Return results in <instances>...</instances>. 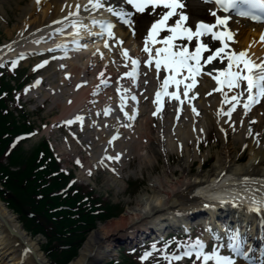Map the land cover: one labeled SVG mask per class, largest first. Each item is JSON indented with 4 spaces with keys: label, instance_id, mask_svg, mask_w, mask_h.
<instances>
[{
    "label": "bare ground",
    "instance_id": "6f19581e",
    "mask_svg": "<svg viewBox=\"0 0 264 264\" xmlns=\"http://www.w3.org/2000/svg\"><path fill=\"white\" fill-rule=\"evenodd\" d=\"M182 2L187 5L184 11L190 17L186 25L209 18L211 10L197 0ZM91 3H95V0H91ZM91 3L90 0H41L37 4L35 0H29L26 6L19 7L20 16L17 21L21 27L17 26L18 35L11 44L0 47V63L12 58H23L27 64L33 58L34 66L44 72L47 77L46 88H43L42 77L33 80L29 86L32 92L30 98H37L40 92V95L43 94L42 103L50 97V108L56 106L59 109L60 114L52 120L50 126H56L57 131L58 127L65 128L71 137L60 136L57 140L61 143L51 142V146L63 150V153L59 151L61 159H64V155L67 160L79 161L81 167L76 174L77 179L88 180L89 172H96L100 163H103L104 168L98 171L103 175L107 169L117 173L114 164L124 167L132 159H138L139 166H148L150 170L159 157L166 159V165L165 172L149 178V188L136 197L132 206L118 218L92 230L78 256L69 264H105L114 257L112 242L118 238H121V242L133 244V240H139L148 231L155 234L154 231L160 233L164 229H183L187 226L186 221L192 222L197 214L214 203L208 201L213 196L211 193H207L208 198H196L195 195L220 185H224L222 189L231 190L235 199L256 200L260 210L253 211L254 208L240 203H236L239 206L214 203L226 212H236L252 219L251 227L256 231L254 236H239L246 257L220 249L218 241L224 243L229 240V243H225L228 247L234 241L233 237H227L226 234L212 236L217 243L214 248L216 253L229 256L235 264H264V252L257 250L260 244H264V100L247 115L244 114L242 103L237 104L230 117L226 115L232 104L226 101L225 95L230 99L243 87L241 84L240 89L233 91L226 87L215 91L221 86L217 85L213 76L224 67L214 62L215 67L209 65L202 70L203 86H194L192 94H198V105L192 99H185L182 94L179 100L174 98L166 107L161 119L156 118L151 109L154 74L147 71V80L139 85L133 95L138 98L140 105L130 107V103L122 98L126 93L123 92L126 85L120 69L125 62L120 58L117 63V59L112 61L107 56L98 57L97 54L103 51H93L91 40L88 39L89 33L93 34L92 27L97 16L101 12H108L109 7H119L120 4L117 0H104L103 7L93 9ZM0 10L4 13L1 5ZM166 12L167 9L160 7L136 14L132 26L116 32V38L138 53L140 47H136V44L143 45L146 39L144 31L149 23H155ZM178 18V15L172 17L167 26H173ZM17 28L15 25L13 30ZM228 28L235 34V42H231L233 51H246L257 63L264 60V42L260 41L262 26L228 21ZM4 30L8 35L13 31L7 28ZM164 32L162 36H167L168 32ZM115 42L113 40L110 43ZM203 42L209 46L214 40L209 34ZM175 44L188 49L194 47V43L186 41ZM70 47L77 51L66 50ZM142 55L148 56L144 53ZM209 71L212 75L207 74ZM139 92L141 94L138 95ZM116 102L120 110L123 107V114L116 113ZM143 103L147 105L146 108H142ZM133 116L134 119H130ZM253 120L256 123H250ZM68 121L72 123L68 124ZM212 129L219 132L221 151L215 153L216 159L211 168L202 173L193 172L192 164L197 157L203 158L198 168L205 165L203 161L207 158L205 152L200 151L201 138ZM43 134L48 135V131L45 130ZM237 148L245 149L243 153L247 155H238ZM175 154L182 157L178 161L179 168L173 169L170 162L171 156ZM117 156L119 160L114 159ZM116 176H107L106 181L115 185L119 181ZM234 224L233 220L231 226ZM203 254L212 256L213 250ZM0 264H50L40 251L38 239H32L24 232L1 201ZM208 264H215V261L210 260Z\"/></svg>",
    "mask_w": 264,
    "mask_h": 264
},
{
    "label": "rangeland",
    "instance_id": "374dc122",
    "mask_svg": "<svg viewBox=\"0 0 264 264\" xmlns=\"http://www.w3.org/2000/svg\"><path fill=\"white\" fill-rule=\"evenodd\" d=\"M0 0V5L2 6V9L4 13L0 10V47L6 46L7 44H11L14 39L16 38V35L19 33V28L17 26L21 25L18 23V18L20 16V10L19 7L26 6L29 3V0ZM16 25L17 29H14V26ZM7 28L8 30H13L10 35L5 33L4 28ZM25 59L18 60L15 64L9 65L8 62L6 65L5 70L9 72V74H2L0 76L4 77L7 81H10V87L11 91L7 94L6 100L8 101V108L9 111L13 113L14 118H12L14 121L18 119L17 117L21 114L26 116V118L30 123L31 129L27 131L26 133H33L34 131H37L36 134H34V137L32 135L26 139L22 140V146H21V153L20 155V161L13 165V167H10L7 160H3L2 163H4L5 167H8L11 173H15L16 175L22 174L25 175L24 167L26 163L29 161L31 156L34 155L37 148H39L42 144L47 143V140H49V144L51 142L61 143L57 139L60 138V136L64 138H69L70 133L65 130L63 127H58L59 131L56 130V126H50L52 123V120L56 118L60 111L59 109L54 106L50 108L52 102H50V97L44 102H41L42 95H39L37 98L31 97L30 93H32L29 90V86L32 84L33 80H36L38 77H42L43 79V88H46V82L47 77L44 75V72L41 69L36 68L37 66H34L33 61L35 59H31V62H28L25 64ZM19 66H15L18 65ZM13 69L18 72L15 73V75H10V71L8 69ZM87 81H85L86 83ZM33 87V86H32ZM34 90V89H33ZM44 91V90H43ZM38 94V93H37ZM10 116V118H11ZM29 127V128H30ZM48 131V135L43 134L44 132ZM48 136V138H47ZM79 137L80 134H79ZM220 135L219 132L215 129H212L210 133L205 134L203 138H201L202 145L200 151L205 152L204 155L206 156V160L203 161V168H198L200 165L202 159L196 158V162L192 164V170L193 172L200 171L201 173L213 165L215 162V153L221 151V141L219 139ZM196 139V138H195ZM60 149V148H59ZM55 150L56 157L60 160V165L58 166V169L61 167V170L63 171V175L68 178L67 181H70L71 179H76V182L78 183L74 185L70 189L69 192H73L74 190L78 191V196H83V198H86L85 196L92 194L93 196H97L98 198H101V201L104 203V201H108V205H110L109 213L110 216L108 218H105V220H101L99 222H95L94 226L92 228H89V231L85 234L84 239L78 248L76 254L74 257H70L68 261L65 264H69L72 262L79 254V251L81 247L83 246L84 241L87 239L88 235L92 232V230L97 229L103 225H106L109 221L114 220L118 218L122 213H124L129 206H132L136 200V197L145 191V189L149 188V178L155 177L157 175H161L163 172H165V165H166V159L164 157H159L158 162H155L153 164L152 169L148 166L138 164V159H132L129 164H127L124 167H121L119 165L114 164L115 169L117 170V174L114 172H108L106 171L104 175L96 169V172L90 171L91 175H88V180H81L77 179V173L79 171V167L76 165V163H72V161L67 160L65 156L63 155L64 159H61V155L59 153L60 150ZM49 150V149H48ZM86 150V149H85ZM237 154H244L245 149H239L237 148ZM52 158L56 160V158L53 157V153L49 150ZM63 153V150L60 151ZM17 153V154H19ZM197 154V153H196ZM246 154V153H245ZM244 154V155H245ZM84 157L86 153H83ZM247 155V154H246ZM181 157L178 154H175L171 156V162L170 167L175 169L179 168L178 161H181ZM245 157V156H244ZM205 159V158H204ZM246 159V158H245ZM244 159V160H245ZM70 161V162H69ZM18 165L19 163H21ZM58 164V162H56ZM201 166V165H200ZM199 166V167H200ZM118 176L119 181H117V184L111 185V183H108L106 181L107 176ZM116 176V177H117ZM67 185V184H66ZM1 186V185H0ZM4 190V189H3ZM61 191V190H60ZM76 191V192H77ZM76 195V194H75ZM4 194L2 193V190L0 188V201L6 206L7 210L16 218L18 224L20 227L24 230L26 234L29 235L32 239L37 238L40 251L42 254L46 256V260L50 264H58L61 261H64V258L61 254L54 252L52 249V246H49V241L47 240V236H43L40 233H37V231H32V229L26 227L24 225V222L21 218V216L16 212L15 205H12L13 209L6 205ZM22 204L25 206V202H22ZM112 205V206H111ZM18 209V208H17ZM19 210V209H18ZM203 231L200 229L198 232H194L191 237L188 236L185 237V239H182V241H171L173 242V248L174 252L181 250L185 246H195L196 242L202 239ZM170 242V243H171ZM179 246L180 249L178 248ZM147 246L141 247L140 250H146ZM211 248H209L207 251L210 252ZM48 251V253H47ZM171 251V250H170ZM187 252V251H186ZM186 252L182 253V256L184 258L183 264H203L204 261L202 259H198L196 254L191 252V258L186 257ZM143 254V253H142ZM138 254L135 257H119L115 260L116 263L113 264H175L174 261H171V259L167 258H161L158 257V252H154L152 255L151 251L145 252L143 255ZM152 255V256H151ZM146 258V259H145ZM164 260V261H162ZM112 264V263H110Z\"/></svg>",
    "mask_w": 264,
    "mask_h": 264
},
{
    "label": "snow or ice",
    "instance_id": "6c2138e0",
    "mask_svg": "<svg viewBox=\"0 0 264 264\" xmlns=\"http://www.w3.org/2000/svg\"><path fill=\"white\" fill-rule=\"evenodd\" d=\"M35 2L39 4L41 0H35ZM123 2L130 5L138 13H144L146 9H155L161 5L165 9H168L163 17L151 25V28L148 31V37L144 41L145 47L143 48V51L149 54V59L145 62L146 66H150L154 63L158 73L161 69L169 73V76L165 77L162 83V88L165 90V94L170 95L172 98L178 100L180 99L175 92L167 93V89L170 86L171 81V83L177 87L182 83L184 84L183 97L185 99H195V95L189 97V90L195 86L196 76L201 74L202 68L206 65H213V67H215V61L220 60L222 62L226 58L227 67L219 70L217 75L213 76L217 85L221 86L215 89V91H221L223 87H226L229 91H233L235 89H240L241 84L245 87L235 95H232L230 99L225 95L226 101L232 104V108L225 114L230 117L231 111L235 110L237 104L242 103L244 114L247 115L248 112L251 111L252 107L264 100V60L257 63L248 56L246 51H226L229 43L235 42V34L227 30L228 21L231 18L230 16L221 17L217 15L216 11H211L210 15L215 17V23H206L201 20L194 23L193 27L195 30L193 31L192 28L186 26V22L189 21L190 17L184 11L187 8V5L181 2V0H123ZM202 2L214 3L224 13L233 9L236 10V15L239 17L251 18L254 21L264 23V0H202ZM240 5L246 6L247 10H240ZM91 6L93 9H99L104 6V0H95V3H91ZM76 7L78 9L79 5ZM107 10L117 16L119 20L127 24L129 27L132 26L130 12H124L123 10L116 12V10L111 7ZM177 15L179 18L175 20L174 25L170 27L167 26L168 21ZM112 28L113 25L108 23V35L110 38L115 39L111 32ZM218 28H222L223 30L213 31V29ZM164 30L170 33V35L160 41H156L157 35ZM209 34L214 41H219L223 46L216 47L214 51H210L208 44L206 42H201L200 39L202 36ZM133 35H135L134 31ZM193 39H195V50L192 52L189 51L188 47H180L174 43L177 40L192 41ZM150 41L158 42L163 45L162 48L155 49L154 57L152 49L148 47ZM260 41L264 42V33H261ZM117 43L122 45L123 41H117ZM105 46L107 47V44ZM249 47H251V45H249ZM206 52L210 54L204 57L203 53ZM122 56L125 59H128L127 50L122 49ZM202 59L203 63L201 62ZM131 64L134 73L138 66V61L136 59H132ZM183 73H187V75H183ZM207 74L212 75L211 71ZM100 75L103 76V73ZM125 75L132 76L131 73H126ZM178 75L182 78L175 79ZM134 78L135 77L133 76V79ZM186 80L191 81V83H185L184 81ZM244 92L247 93V97L246 100L242 102L241 97ZM210 94L211 93H209V95ZM160 96L161 92L157 91V99H159ZM133 99H135V97H133ZM180 102L183 103L182 100ZM121 110L123 111V107H121ZM159 110L160 109L158 108L157 111ZM193 112H195V108H193ZM107 114L108 111L106 110L105 115ZM153 115H155V113H153ZM77 119L80 118L78 117ZM130 119H134V116L130 117ZM67 123L71 124L72 121H68ZM250 123H256V121L253 120L250 121ZM249 134H251V131ZM32 135H34V133ZM20 139H24V137H21ZM13 147H15V143L13 144ZM114 159L119 160V156ZM77 163H79V161H77ZM89 175H91V172H89ZM72 183H75V181ZM70 186L71 185H69V187ZM252 210L256 211L257 209ZM241 244L242 241L239 240V234L236 233L234 234V241L229 245V247L233 254L246 257V254L242 251ZM195 247L202 249L203 244L198 240ZM185 255H190V253L186 252ZM196 256L198 259H202L204 264H208V261L210 260H214L215 264H235L229 256L219 255L216 253L215 249H213L212 256L204 255L202 252H197Z\"/></svg>",
    "mask_w": 264,
    "mask_h": 264
},
{
    "label": "trees",
    "instance_id": "16d2710c",
    "mask_svg": "<svg viewBox=\"0 0 264 264\" xmlns=\"http://www.w3.org/2000/svg\"><path fill=\"white\" fill-rule=\"evenodd\" d=\"M10 83L0 76V185L4 189L3 199L8 207L13 209L12 205H15L26 227L43 236L48 235L49 246L53 245L50 249L64 258L58 264H65V260L67 262L75 256L89 228L110 216V205L93 196V193L86 198L78 196L77 190L59 194L68 178L59 172V165L46 144L37 148L26 163L25 175H16L5 167L2 163L4 159L10 167L20 161L22 144L15 137L31 129L23 114L15 121L12 119L13 113L9 111L4 94L12 90ZM22 202H25V206Z\"/></svg>",
    "mask_w": 264,
    "mask_h": 264
}]
</instances>
